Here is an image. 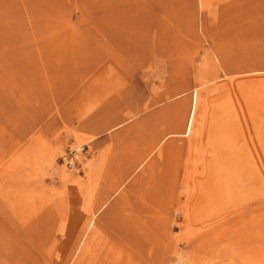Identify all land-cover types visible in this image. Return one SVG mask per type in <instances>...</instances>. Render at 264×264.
<instances>
[{
  "label": "rangeland",
  "instance_id": "obj_1",
  "mask_svg": "<svg viewBox=\"0 0 264 264\" xmlns=\"http://www.w3.org/2000/svg\"><path fill=\"white\" fill-rule=\"evenodd\" d=\"M0 264H264V0H0Z\"/></svg>",
  "mask_w": 264,
  "mask_h": 264
},
{
  "label": "bare ground",
  "instance_id": "obj_2",
  "mask_svg": "<svg viewBox=\"0 0 264 264\" xmlns=\"http://www.w3.org/2000/svg\"><path fill=\"white\" fill-rule=\"evenodd\" d=\"M230 76V75H229Z\"/></svg>",
  "mask_w": 264,
  "mask_h": 264
}]
</instances>
